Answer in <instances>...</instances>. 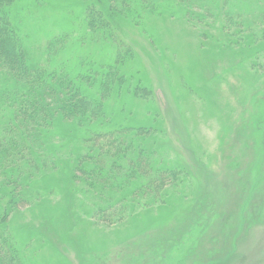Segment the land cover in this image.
Returning <instances> with one entry per match:
<instances>
[{"label": "rangeland", "instance_id": "obj_1", "mask_svg": "<svg viewBox=\"0 0 264 264\" xmlns=\"http://www.w3.org/2000/svg\"><path fill=\"white\" fill-rule=\"evenodd\" d=\"M182 1L159 0L171 14L152 8L139 23L108 13L133 55L107 114L111 128H145L136 144L183 178L155 204L142 200L121 222L102 223L74 179L79 130L58 122V145L73 159L24 177L28 195L0 202L22 264H264V1L251 0L233 20L231 2L205 3L213 16L203 18L201 6ZM71 3L33 7L26 28L73 27L81 39L87 3Z\"/></svg>", "mask_w": 264, "mask_h": 264}, {"label": "trees", "instance_id": "obj_2", "mask_svg": "<svg viewBox=\"0 0 264 264\" xmlns=\"http://www.w3.org/2000/svg\"><path fill=\"white\" fill-rule=\"evenodd\" d=\"M67 1L87 3L80 15L84 36L73 37V27L54 33L43 24L39 28L47 36L41 44L40 30L32 34L36 28H26V15L33 7L46 11L53 0H0V202L28 195L24 177L54 172L56 162L73 159L58 145L63 139L55 125L63 122L79 130L84 146L74 160V179L96 200L102 223L121 222L142 200L145 208L158 202L183 174L154 166L153 154L136 144L146 137L145 128H111L108 100L115 85L125 87L124 65L133 54L123 50L117 27L107 18L125 15L137 23L143 14L154 15L152 8L171 11L161 8L159 0ZM183 1L201 6L205 18L213 13L204 4L217 0ZM224 2L235 5L225 10L233 20L244 17L251 0ZM0 264H22L6 215H0Z\"/></svg>", "mask_w": 264, "mask_h": 264}]
</instances>
